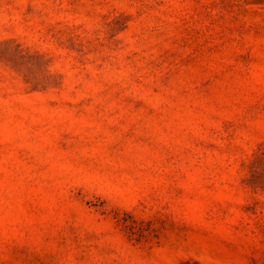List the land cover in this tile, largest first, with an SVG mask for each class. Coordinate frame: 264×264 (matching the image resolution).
<instances>
[{
  "label": "rangeland",
  "instance_id": "rangeland-1",
  "mask_svg": "<svg viewBox=\"0 0 264 264\" xmlns=\"http://www.w3.org/2000/svg\"><path fill=\"white\" fill-rule=\"evenodd\" d=\"M264 0H0V264H264Z\"/></svg>",
  "mask_w": 264,
  "mask_h": 264
},
{
  "label": "trees",
  "instance_id": "trees-1",
  "mask_svg": "<svg viewBox=\"0 0 264 264\" xmlns=\"http://www.w3.org/2000/svg\"><path fill=\"white\" fill-rule=\"evenodd\" d=\"M249 183L264 189V143L258 148L249 165Z\"/></svg>",
  "mask_w": 264,
  "mask_h": 264
}]
</instances>
